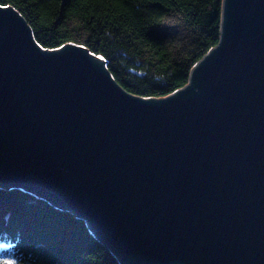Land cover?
<instances>
[{"label":"water","instance_id":"obj_1","mask_svg":"<svg viewBox=\"0 0 264 264\" xmlns=\"http://www.w3.org/2000/svg\"><path fill=\"white\" fill-rule=\"evenodd\" d=\"M0 190L84 220L120 264H264V0H223L219 45L161 99L0 6Z\"/></svg>","mask_w":264,"mask_h":264},{"label":"trees","instance_id":"obj_2","mask_svg":"<svg viewBox=\"0 0 264 264\" xmlns=\"http://www.w3.org/2000/svg\"><path fill=\"white\" fill-rule=\"evenodd\" d=\"M44 50L103 57L126 92L165 98L221 38L223 0H0ZM0 264H120L84 220L22 190H0Z\"/></svg>","mask_w":264,"mask_h":264},{"label":"snow or ice","instance_id":"obj_3","mask_svg":"<svg viewBox=\"0 0 264 264\" xmlns=\"http://www.w3.org/2000/svg\"><path fill=\"white\" fill-rule=\"evenodd\" d=\"M0 6H3V5H0ZM101 59H104L103 57H101Z\"/></svg>","mask_w":264,"mask_h":264}]
</instances>
